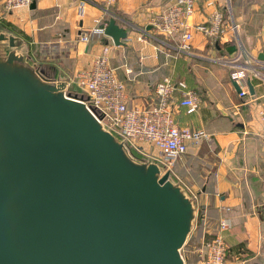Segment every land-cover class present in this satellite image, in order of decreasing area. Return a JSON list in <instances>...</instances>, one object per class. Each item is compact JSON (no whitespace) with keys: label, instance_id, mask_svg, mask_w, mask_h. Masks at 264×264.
Listing matches in <instances>:
<instances>
[{"label":"water","instance_id":"water-1","mask_svg":"<svg viewBox=\"0 0 264 264\" xmlns=\"http://www.w3.org/2000/svg\"><path fill=\"white\" fill-rule=\"evenodd\" d=\"M104 34L128 37L114 15ZM197 214L170 169L137 155L0 24V264H186Z\"/></svg>","mask_w":264,"mask_h":264},{"label":"crops","instance_id":"crops-1","mask_svg":"<svg viewBox=\"0 0 264 264\" xmlns=\"http://www.w3.org/2000/svg\"><path fill=\"white\" fill-rule=\"evenodd\" d=\"M34 1V7L8 10L0 0V18L15 25L32 59L50 76L68 77L78 90L77 71L90 68L95 55L108 46L109 64L125 84L129 107H147L157 100L159 81L186 83L199 105L195 112L177 105L182 98L178 91L163 98L174 107L179 126L208 134L189 140L172 168L176 179L195 193L194 229L200 218L202 238L208 236L204 242L199 233L193 238L186 264L201 263L199 250L219 230L221 218L230 220L223 231L233 257L227 263L246 249L247 264H264V136L258 118L264 103V59L258 56L264 53V0H195L188 18L189 50L178 49L182 30L176 0H116L111 5L106 0ZM110 12L128 31L123 44L92 31L96 18L107 23ZM82 31L90 32L89 41L80 38ZM237 67L248 68L255 88L244 99L230 76ZM147 146L146 154H151Z\"/></svg>","mask_w":264,"mask_h":264},{"label":"built area","instance_id":"built-area-1","mask_svg":"<svg viewBox=\"0 0 264 264\" xmlns=\"http://www.w3.org/2000/svg\"><path fill=\"white\" fill-rule=\"evenodd\" d=\"M115 1L106 0L108 5L115 3ZM176 1L181 6L180 25L182 33L178 49L189 50L192 32L188 25V18L194 12L195 0ZM32 2L33 0H4V6L8 10H16L23 7L28 8ZM110 14L114 15L111 12ZM96 23L92 29L93 33L104 35V28L107 23L102 24L100 18H96ZM90 35V32L82 31L80 38L87 42ZM225 62L233 63L228 60ZM256 74H258L257 70ZM230 76L239 84V95L244 99L249 95L248 68H234ZM74 80L78 87L79 96L84 98L90 109L105 125L120 136L125 137L132 148L145 155L147 154L143 141L152 143L159 151L162 158L160 161L166 169H172L177 157L187 151L189 140L198 141L202 137L208 136L203 130L179 126L175 119L174 107L163 102L165 96L173 98L178 91L182 95V98L177 101L179 107H185L188 113L195 112L199 108L198 102L190 94L186 83L183 81L177 83L170 80L159 81L154 88L157 100L147 107H129L125 84L118 79L114 68L109 64L108 46H104L102 51L95 55L90 68L77 71ZM258 118L264 136V103L258 108ZM229 227L230 220L221 218L219 230L207 240L205 245L206 251L203 256L205 264H226L228 246L223 231Z\"/></svg>","mask_w":264,"mask_h":264},{"label":"rangeland","instance_id":"rangeland-1","mask_svg":"<svg viewBox=\"0 0 264 264\" xmlns=\"http://www.w3.org/2000/svg\"><path fill=\"white\" fill-rule=\"evenodd\" d=\"M229 14L227 13V23L229 22V16H228ZM1 18H0V22H1ZM1 24V27L2 28H5V29H7L6 27H4L3 25H2V23H0ZM262 70H264V69H262ZM80 95H81V93H80ZM145 144H147L148 146V148H149V150H151V154H147V155H145V154H143V153H141V152H139V151H137V150H135L134 148V151L137 153V155H139V156H141V157H152V156H156V160H158V161H160V159H162L161 158V155L159 154V152H158V150L155 148V146L152 144V143H150V142H145V141H143V145H145ZM152 152L154 153V155H152ZM161 162V161H160ZM171 170V173H172V175H173V177L174 178H177V179H179L177 176H179L178 174H177V171H176V169H170ZM180 180V179H179ZM191 192V191H190ZM191 194H195V193H192L191 192ZM200 226H201V221H200V218H199V222L197 223V225H196V227H195V229H194V231L192 232V236H190V242L189 243H187L185 246H184V248H183V254L184 255H187V254H189L190 253V251H189V248H190V245H191V242L193 241V238H196L197 236H198V233H199V236H200V241L201 242H204V241H202L201 239H203L202 238V231H200ZM205 237H208L207 235H205ZM205 237H204V239H205ZM203 239V240H204ZM224 239H225V242L227 243V246H228V248H229V245H228V242L226 241V238L224 237ZM208 240V239H207ZM207 240L205 241V243H204V246L202 247V249L201 250H199V254H200V256H201V263L200 264H205V261H203V256H204V253H205V251H206V247H205V245H206V243H207ZM200 245H202L201 243H200ZM240 250H242V247L240 248ZM229 252V251H228ZM246 249H244V250H242L241 251V253L237 256V259L234 261V262H232V263H229V264H247L246 262H245V256H246ZM232 256V254H231V250H230V253H227V256H226V264H228L227 263V260L228 259H230L231 258V261L233 260V257H231ZM230 257V258H229ZM251 264H254V263H251Z\"/></svg>","mask_w":264,"mask_h":264},{"label":"trees","instance_id":"trees-1","mask_svg":"<svg viewBox=\"0 0 264 264\" xmlns=\"http://www.w3.org/2000/svg\"><path fill=\"white\" fill-rule=\"evenodd\" d=\"M110 17H111V16H110ZM110 17H109V18H110ZM109 18L107 19V22L109 21ZM0 23H2V25H3L4 27H6L7 29H9V30H12V31H14V32H20V31H17L15 25L11 24L9 21L1 20ZM20 33H21V32H20ZM252 79H253L254 81H257V75H256V74H253V75H252Z\"/></svg>","mask_w":264,"mask_h":264}]
</instances>
